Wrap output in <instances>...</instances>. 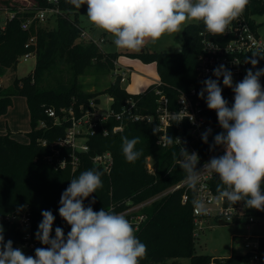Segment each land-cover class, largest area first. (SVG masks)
<instances>
[{
	"label": "trees",
	"instance_id": "obj_1",
	"mask_svg": "<svg viewBox=\"0 0 264 264\" xmlns=\"http://www.w3.org/2000/svg\"><path fill=\"white\" fill-rule=\"evenodd\" d=\"M48 5L54 4L48 0H35L26 10L11 7L14 17L6 16L4 26L0 25V75L5 74L8 69L14 70L24 53L36 49V66L31 74L21 78L14 77L6 87L0 85V115L7 113L16 95L26 98L30 114L28 142L17 140L9 130L0 134V224L5 230V241L11 239L15 248H18V244L23 240V231L16 222L9 219L13 215H29L34 240L38 224L42 220V210H51L56 217L53 236L56 227L63 228L65 235L70 231V226L59 216V200L70 181L83 171H100L103 183L96 193L85 200V205L95 198L96 202L92 205L94 211L105 208L106 211L116 212L125 208L129 200L134 203L145 201L168 191L184 180L185 172L178 163L183 147L190 153L199 154L200 163L197 168L215 152L209 150V145L213 142L212 135L205 144L201 137L187 136V123L181 125L174 120L168 127L167 137L177 138L181 135L182 144L174 142L163 146L158 143L160 131L156 114L157 95L154 89L156 86L162 89L169 97L171 107L177 108L176 101L180 92L190 90L197 83V62L202 49L199 33L206 29L203 22L197 21L184 28L183 45L177 52H158L145 48L139 52L124 53L145 64L154 63L160 83L148 86L143 92H131L122 86L120 77H115L103 92L93 93L80 88L79 75L93 63L101 64L109 72L114 71L116 62H124L122 53L104 52L98 44L83 41L80 35L81 29L84 28L76 22L78 8L68 0H58L60 12L55 18L56 26L47 30L39 24L36 47H26L30 32L22 29V21ZM244 13L251 23H255L253 17L264 14V1L249 0ZM60 62L65 63L68 69V81H62L61 77L57 78L58 82L54 85L45 84L47 76L58 70ZM102 93H107L112 98L111 107L115 111H121L126 102L132 99L136 102V112L149 114L154 118L151 121H132L127 117L120 121L110 118L105 122L109 133H97L89 139V150L79 153L80 161L76 169L73 170L70 164L65 168H56L55 152L58 150L60 156H68L70 151L59 143L70 124V119L64 117L67 113L62 111V108L72 107L76 114H79L80 105L87 108L90 100L99 102ZM49 108L55 109L60 120L58 124L48 115ZM206 111L218 122L215 111L209 110L207 105ZM121 123L122 128L113 131V127ZM154 128L157 129L156 134L153 133ZM221 131L219 128L215 134ZM123 136L129 139L139 138L136 149L141 151L142 155L134 163L127 162L123 155ZM106 151L111 152L113 156V165L109 171L102 164H95L92 158ZM148 157L153 164L151 172L147 167ZM215 181L217 185L218 177ZM185 192L189 196L188 200L183 202ZM193 201L194 190L180 187L153 200L144 208L147 219L135 233L137 238L147 245V254L140 264H182L180 259L183 258L189 259L187 264L210 263L212 255L196 253ZM247 209L250 213L254 210ZM24 253L27 255L28 252ZM241 259L239 254H233L223 261L217 260V264H240Z\"/></svg>",
	"mask_w": 264,
	"mask_h": 264
},
{
	"label": "clouds",
	"instance_id": "obj_2",
	"mask_svg": "<svg viewBox=\"0 0 264 264\" xmlns=\"http://www.w3.org/2000/svg\"><path fill=\"white\" fill-rule=\"evenodd\" d=\"M80 9L87 5V18L92 25L111 34L117 49L140 50L147 41L155 43L165 34L180 33L188 21H201L214 35L223 34L233 20L246 9L249 0H68ZM264 55L253 53L245 60L252 67L239 82L221 64L202 81L198 96L207 108L215 111L221 132L213 136L210 151L223 148V154L212 156L197 168V152L181 149L180 168L185 172L187 186L197 190L204 174L219 179L216 193L219 200L233 206L244 202L246 208L264 211V68H257ZM253 69H256L253 71ZM221 77L222 84L221 86ZM223 88L234 93L233 103L223 96ZM189 119L194 117L189 114ZM157 133V129H153ZM212 129L202 133L207 144ZM122 151L127 162L134 163L142 155L136 149L139 138L121 137ZM181 141L167 137V143ZM182 144V143H181ZM102 173L95 169L83 171L70 181L59 200V216L70 226L53 225L56 217L51 210H42L35 238L45 247H37L33 255L15 248L11 239L5 241L0 224V264H140L147 254V245L135 235L132 223L123 215L101 208L94 211L95 198L88 200L103 186ZM194 209L207 214L202 200L193 201ZM24 206H21L23 208Z\"/></svg>",
	"mask_w": 264,
	"mask_h": 264
},
{
	"label": "built area",
	"instance_id": "obj_3",
	"mask_svg": "<svg viewBox=\"0 0 264 264\" xmlns=\"http://www.w3.org/2000/svg\"><path fill=\"white\" fill-rule=\"evenodd\" d=\"M48 2L53 3L54 5L43 7L34 15L29 16L22 21V29L30 32L26 47H36L38 25L45 22L48 17L56 18L60 12L57 5L58 0H48ZM13 17L14 14L9 16V18ZM199 34L201 36L202 49L199 53L197 62V83L193 85L190 90L180 92L176 101L177 108L171 107V101L162 89L158 86L154 89L155 94L157 95L156 114L157 119L159 120L158 130L160 131L158 143L163 146L167 143L168 127L173 120L178 121L181 125L184 122L188 124L187 136L190 138L201 137L202 133L208 128L212 129V136H214L220 126L218 122H216L214 118H211L207 113L204 99H201L198 96V93L203 86L202 81L209 77L215 79L212 75L213 69L223 64L233 73L234 83L239 82L245 76L246 70L252 67L251 64L245 63V60L248 57H251L253 53L264 55V37L259 31L258 25L256 23H251L244 12L232 21L226 32L223 34L214 35L209 33L206 29L200 31ZM80 38L94 42L98 45L100 42L104 41L103 38H93L85 31V29H81ZM31 55L36 56V49H31L21 57L27 59ZM116 64L117 67L114 70V75L115 77H120L121 83L128 80L134 74V69L132 67L123 66L118 62H116ZM257 68H264V59L259 60ZM255 70L256 69H253V71ZM156 82L160 83V80H157ZM260 82L262 86H264V77L260 78ZM221 86L223 87L222 77ZM222 94L230 104L234 102V93L231 89L223 88ZM99 103L100 101L96 102L90 100L89 107L84 108V105H80L79 114H76L72 107L69 109L62 108V111L67 113L64 114V117L70 119V124L66 129L65 135L59 140V143L69 148L70 151L68 156H60L58 150L55 152L56 168H65L70 164L73 170L76 169L80 161L79 153L87 152L89 150V139L97 133H101L102 135H107L109 133V128L105 125V122L110 118L113 117L120 121H123L124 117H127L132 121H151L154 118L152 115L136 112V102L132 99L126 102L121 111H115L110 104L107 112H101ZM47 112L50 117L55 119V124L60 122L55 109L49 108ZM189 114L194 117V121L188 118ZM121 128L122 123L114 126L113 131H118ZM181 137L182 136L179 135L177 138L181 140ZM222 154L223 148L217 147L215 152L209 155L208 158L199 165L198 170L202 169L203 164L212 156H219ZM51 158L52 157H49V159ZM92 158L95 164H102L108 171L113 165V156L109 151L96 154ZM147 167L150 172L153 171L152 163H148ZM215 179H217L215 175L204 174L201 182L197 186V190L194 191V200L199 199L204 201L208 209L207 214H201L193 207V236L195 241H197L203 231L205 223L211 219H214L217 222H219V220L224 221L225 224L237 223L247 225L248 227L255 225L258 228L264 226V211L254 209L250 213L245 207L244 202H238L231 206L225 200H219L215 188ZM180 187H185L186 190L190 189L184 179L168 191L160 193L145 201L134 203L129 200L126 203L125 208L116 211V213L123 214L132 223L136 233L140 230L147 219V214L144 212V208L153 200ZM188 196L189 194L185 192L182 201L186 202ZM112 210L113 207L110 208V211ZM9 219L16 222L23 231V240L18 244V248L27 251V255L34 256L37 247H45L37 239L34 240L32 238L31 221L28 214L22 216L13 215L12 217H9ZM240 236L243 238L244 242L243 250L234 251V249H232L229 255H222L220 252L215 254L214 252L209 264H217V260L223 261L231 257L233 254H239L241 256L242 259L240 264H264V229H260L259 231L253 230L249 234Z\"/></svg>",
	"mask_w": 264,
	"mask_h": 264
},
{
	"label": "rangeland",
	"instance_id": "obj_4",
	"mask_svg": "<svg viewBox=\"0 0 264 264\" xmlns=\"http://www.w3.org/2000/svg\"><path fill=\"white\" fill-rule=\"evenodd\" d=\"M264 1V0H263ZM35 0H0V24H5L6 16L13 15L14 12L11 7H16L19 10H26L27 7L33 5ZM87 5H82L78 9L76 22L80 24L85 31L95 39L103 38L104 41L100 42L99 48L104 52H118L122 53L123 66H131L134 69V74L126 81L122 82V86L131 92H143L145 89L156 84L159 75L156 70L154 63L145 64L139 59H134L124 55V53L139 52L142 49H149L151 51H166V52H177L182 48L183 45V30L184 28L197 21H188L182 26L180 33H172L163 35L155 43L147 41L143 48L140 50H128V49H117L113 44V37L101 29L96 28L90 23L87 18ZM255 23L258 25L260 33L264 37V14L255 15L253 17ZM41 25L45 29H53L56 26V19L54 17H48V19ZM83 41L87 42L85 39ZM95 61V60H94ZM119 63V62H118ZM36 66V57L31 55L27 59L20 57L19 62L14 70L8 69L2 77H0V85L6 87L11 84L14 77H24L34 70ZM60 69L62 70L60 72ZM67 67L61 62L58 65V70L55 73L52 71L45 79L50 85H54L58 82L57 78L62 77V81H68ZM115 80L114 71H107L106 67L101 64L93 63L86 67L85 71L79 75L78 81L79 86L85 92H103L111 82ZM100 103L99 108L101 112H107L109 110L112 98L107 93H102L99 96ZM30 114L27 105L26 98L22 95H16L13 97L11 106L7 113L0 115V134L8 130L14 132V136L21 142H28L29 138L27 132L30 130ZM152 163L150 157L147 158V164ZM264 229V226L258 228L253 225L248 227L244 224L228 223L220 224L214 219L209 220L205 223L203 231L196 241V253L197 254H208L212 255L218 250L222 255H229L231 250H243L244 242L240 235L249 234L253 230ZM233 238V239H232ZM234 240V243H233ZM182 264H187L189 259H180Z\"/></svg>",
	"mask_w": 264,
	"mask_h": 264
},
{
	"label": "water",
	"instance_id": "obj_5",
	"mask_svg": "<svg viewBox=\"0 0 264 264\" xmlns=\"http://www.w3.org/2000/svg\"><path fill=\"white\" fill-rule=\"evenodd\" d=\"M142 50H144V49H142ZM142 50H141V51H142ZM219 223H220V224H225V222H224V221H221V220H219ZM218 253H219V251L216 250V251H215V254H218Z\"/></svg>",
	"mask_w": 264,
	"mask_h": 264
},
{
	"label": "crops",
	"instance_id": "obj_6",
	"mask_svg": "<svg viewBox=\"0 0 264 264\" xmlns=\"http://www.w3.org/2000/svg\"><path fill=\"white\" fill-rule=\"evenodd\" d=\"M1 26H4L3 24H0ZM131 67V66H130ZM4 75V74H3ZM0 77H2V75H0ZM158 80H159V78H158ZM13 101V100H12ZM1 129V128H0ZM9 131H11V130H9ZM13 132V131H12ZM5 133V132H4ZM2 134V133H1ZM13 134H14V132H13Z\"/></svg>",
	"mask_w": 264,
	"mask_h": 264
}]
</instances>
